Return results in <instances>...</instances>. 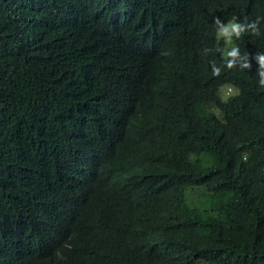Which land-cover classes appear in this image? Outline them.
Here are the masks:
<instances>
[{
    "label": "trees",
    "instance_id": "obj_1",
    "mask_svg": "<svg viewBox=\"0 0 264 264\" xmlns=\"http://www.w3.org/2000/svg\"><path fill=\"white\" fill-rule=\"evenodd\" d=\"M181 1L184 15L162 22L170 36L159 52L135 65L120 59L119 0H0V264H150L148 241L163 237L143 230L115 243L108 231L121 214L112 172L100 173L128 171L132 157L149 174L145 188L191 168L172 206L173 232L191 248V264H264V219L222 170L214 134H206L202 64L216 62L220 51L209 41L192 46L177 27L191 18L202 29V18L229 11L235 0ZM118 74L143 89L163 88L144 102L157 107L156 162L147 145L158 134L122 120L142 104ZM86 104L106 108L109 135L100 150L78 158L72 129ZM196 184L199 206L187 209L183 195Z\"/></svg>",
    "mask_w": 264,
    "mask_h": 264
},
{
    "label": "clouds",
    "instance_id": "obj_2",
    "mask_svg": "<svg viewBox=\"0 0 264 264\" xmlns=\"http://www.w3.org/2000/svg\"><path fill=\"white\" fill-rule=\"evenodd\" d=\"M185 10L181 0H119L116 14L123 26L120 42L125 46L120 59L128 64H146L170 36L162 22L181 18ZM214 12L217 13L211 18H202V29L196 30L191 18L180 21L177 27L192 46L208 44L209 41L217 47L216 51H220L216 62L202 64L200 93L204 98L203 106L209 108L206 111L208 116H205L209 123L206 134H214L215 147L220 148L218 158L224 162L222 170L228 171L236 180L246 204L264 219V43L258 41L264 40L259 36V30L264 28V0H235L229 11ZM221 42L228 45L221 46ZM203 51L212 50L204 48ZM118 83L130 97L142 104L137 114L128 112L123 115L124 124L136 122L158 134L157 107L144 102L148 94H162L163 88L154 82L148 89H143L132 82H124L120 74ZM237 96V104H232L230 99ZM72 135L77 137L72 145L75 157L84 158L100 150L109 135L106 108L86 104L80 111V125L72 129ZM160 138L158 134L147 145L155 162ZM190 152L186 161L192 166L195 158L193 150ZM127 167L128 171L109 169L100 173L105 177L112 172L116 181L121 215L108 225L113 242L122 243L135 232L151 230L152 234L163 239L148 241L150 264H191V248L173 232L177 225L172 207L175 192L181 186L179 180L191 168H187V173H169L175 179L166 180L164 186L151 183L145 188L144 178L149 174L145 173L141 161L132 157L127 161ZM204 176L202 172L199 181ZM197 185L188 187L183 195L187 209L199 206L194 188ZM188 191L195 194V206L189 203ZM259 223L260 220L256 222V228ZM224 230L227 236L226 227ZM196 262L209 264L202 258H197Z\"/></svg>",
    "mask_w": 264,
    "mask_h": 264
},
{
    "label": "rangeland",
    "instance_id": "obj_3",
    "mask_svg": "<svg viewBox=\"0 0 264 264\" xmlns=\"http://www.w3.org/2000/svg\"><path fill=\"white\" fill-rule=\"evenodd\" d=\"M221 46H227L228 44L227 43H225V42H221V44H220ZM187 196H189V203H190V205L191 206H195L196 205V201H195V199H194V196H195V194L193 193V192H187Z\"/></svg>",
    "mask_w": 264,
    "mask_h": 264
}]
</instances>
